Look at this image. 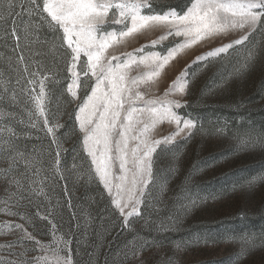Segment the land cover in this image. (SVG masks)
<instances>
[{
	"label": "rangeland",
	"instance_id": "obj_1",
	"mask_svg": "<svg viewBox=\"0 0 264 264\" xmlns=\"http://www.w3.org/2000/svg\"><path fill=\"white\" fill-rule=\"evenodd\" d=\"M188 3L189 0H154L153 7L159 11L161 6L171 4L184 9ZM3 5L4 0H0V7ZM20 11L17 6L15 12ZM14 18L32 70H35L33 62L40 61L58 73V79L48 84L52 93L48 109L62 126L57 135L63 149L64 178L53 177L46 169L51 137L42 127H31L28 111L31 105L20 93L24 80L17 84L18 73L8 67L9 56L15 64L11 51L14 43L10 39L0 40V77L9 81L8 95L15 90L19 97L17 104L10 105L0 89V108L13 114L0 120V128L12 127L17 148L36 156L45 165V171L33 179L44 181L46 193L36 196L23 191L10 200L12 211L18 215L0 211V245L15 242L19 235L2 234L6 231L5 222L25 224L37 239L50 243L51 225L36 215L39 211L52 213L49 218L58 226L56 234L71 241L69 247L76 264H139L130 253L127 259L124 255L133 244L146 245L142 253L144 264H264V181L247 186L252 178L264 176V144L242 143L264 137V30L251 34L243 47L236 46L228 55L210 58L207 66L204 61H196V57L218 47L220 41L193 46L166 67L158 89L150 95L162 94L190 65L187 69L190 91L182 98L183 106L178 113L194 120L197 128L190 138H178L174 146H167L168 150H158L157 182L150 188L141 215L130 217L131 222L125 227L102 185L88 175L90 161L83 152L75 122L77 103L69 102L71 98L66 93L62 95L68 82L64 79L67 73L62 70L63 60L48 47L53 33L46 26L38 28L30 36L38 42L28 44L23 38L28 15ZM4 31L5 25L0 21V36ZM159 35L156 31L139 36L120 51L131 52ZM238 37L239 34H232L223 42ZM179 39L169 38L145 51L166 53ZM249 50L254 55L246 62ZM80 96H84L83 90ZM173 130L174 125L164 123L157 129L156 137L169 135ZM5 139L6 135L0 136V145ZM51 151L54 156V146ZM7 167V160L0 153V209H4L3 202L10 194L3 173ZM14 171L23 173L24 162L18 161ZM39 186L37 183L36 187ZM21 216L30 220H21ZM162 224L166 231L161 230ZM30 244L25 241L26 246ZM13 251L15 256L0 248V257L15 259L24 249L17 245ZM37 254L29 251L27 257L20 258L30 259Z\"/></svg>",
	"mask_w": 264,
	"mask_h": 264
},
{
	"label": "snow or ice",
	"instance_id": "obj_2",
	"mask_svg": "<svg viewBox=\"0 0 264 264\" xmlns=\"http://www.w3.org/2000/svg\"><path fill=\"white\" fill-rule=\"evenodd\" d=\"M153 5L154 0H4L3 7H0V21L5 25L0 40L7 42L10 39L14 43L11 51L15 64L13 57L9 56L8 67L18 73L17 84L24 80L20 93L31 105L28 110L31 127H42L51 137L47 171L53 177L64 178L63 149L57 135L62 126L48 109L52 96L48 84L58 79V73L40 61L33 62L35 70H32L24 55L21 32L14 18L23 14L29 17L23 29V38L28 44L38 42L30 39L38 28L46 26L53 33L54 39L48 42V47L54 56L58 54L63 60L62 70L67 73L64 79L68 82L62 95L66 93L71 98L69 102L77 103L75 122L83 152L90 161L88 175L102 185L125 227L131 222L130 217L141 215L150 188L157 182L158 150H168L167 146H174L178 138H190L197 128L194 120L178 113L183 106L182 98L190 91L187 71L190 65L185 66L162 94L150 95L158 89L166 67L193 46L220 41L218 47L196 57V61H204L207 66L210 58L228 55L236 46L243 47L251 34L264 30V0H189L184 9L167 4L159 11L154 10ZM17 6L20 12H15ZM9 21L11 27H8ZM112 25L120 28L110 27ZM156 31L160 35L148 44L131 52L120 51L131 40ZM232 34H239V37L224 43L223 40ZM169 38L181 39L166 53L145 51ZM253 55L249 50L246 62ZM8 84L9 81L0 77L3 96L8 98L10 105L17 104L19 97L15 90L8 95ZM82 90L83 97L80 96ZM12 115L0 108V120ZM164 123L174 125V130L157 138V129ZM4 135L7 139L0 145V153L8 162L3 173L8 185L6 191L10 194L0 211L15 216L18 213L12 211L9 201L23 191L46 196L44 181L33 179L45 171V165L36 156L26 155L17 148L12 127L0 128V136ZM248 142L264 144V137L258 141H242ZM18 161L24 162L25 171L17 174L14 170ZM259 181H264V176L252 178L247 186ZM37 183L39 187H36ZM163 188L161 185V190ZM36 215L51 225V242L45 244L37 239L25 224L5 222L3 228L6 231L2 234L19 235L15 242L0 245V248L8 249L13 256L17 245L24 251L15 259L0 257V264H76L69 247L71 241L56 234L58 226L49 218L52 213L37 211ZM21 220L30 218L21 216ZM160 227L167 230L163 224ZM25 241L31 242L30 246H26ZM145 247V244H133L124 253L125 258L130 253L139 264H144L142 253ZM29 251L38 254L30 259L20 258L27 257Z\"/></svg>",
	"mask_w": 264,
	"mask_h": 264
}]
</instances>
